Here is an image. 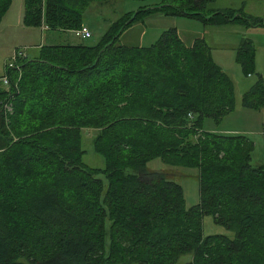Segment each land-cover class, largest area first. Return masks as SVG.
<instances>
[{
	"label": "trees",
	"instance_id": "1",
	"mask_svg": "<svg viewBox=\"0 0 264 264\" xmlns=\"http://www.w3.org/2000/svg\"><path fill=\"white\" fill-rule=\"evenodd\" d=\"M13 0H0V23ZM97 43L40 44L17 58L0 85V264H264V164L244 133L205 128L237 106L236 87L203 37L184 43L168 28L147 46L118 43L135 20L159 11L204 24L239 20L216 0H136ZM115 0H22V24L72 31L89 5ZM94 3V4H92ZM87 27V26H86ZM236 59L256 82L245 108L264 107L256 48L243 39ZM9 110L2 112V104ZM82 129L96 131L103 168L82 160ZM199 172L200 201L185 206L182 186L146 163ZM102 176V177H100ZM234 232L205 235L203 218Z\"/></svg>",
	"mask_w": 264,
	"mask_h": 264
},
{
	"label": "rangeland",
	"instance_id": "2",
	"mask_svg": "<svg viewBox=\"0 0 264 264\" xmlns=\"http://www.w3.org/2000/svg\"><path fill=\"white\" fill-rule=\"evenodd\" d=\"M159 0H149L157 2ZM143 1L136 0H115V2L107 7H98L97 4L89 5L84 12V23L89 26L91 36L87 38H76L60 30H42L40 27H26L23 24L14 25L13 31L8 36L0 35V76L5 73L6 64L12 61L15 50H25L26 54L35 53L39 44H57L68 41L75 43H83L93 45L97 43L103 34L106 26L119 17L123 12L135 11L139 6L145 4ZM7 11L9 19L17 23L18 15L23 14L22 0H13ZM211 7V6H210ZM205 25H208L207 27ZM222 24L218 25L221 26ZM217 26V25H215ZM176 28L179 35L190 44L195 37H201L206 33L207 39L210 37L211 29L209 24H204L195 19H188L181 16H165L159 11L149 13L135 20L127 29H125L118 38V43L132 46H147L151 44L161 34L162 31L168 28ZM207 29V32H204ZM229 35V34H228ZM76 38V39H75ZM28 46V47H26ZM25 47V48H24ZM216 62L230 75L235 83L237 98L239 103L237 109L230 115L226 116L221 123H217L211 119L205 122V128L222 129L223 127L236 128L241 131L246 130L248 135L255 143L253 152V162L264 164V131H262L263 123L249 121V109L242 105L239 93L244 94L246 89L256 82V74L245 75L240 64L237 62L235 51L231 46L220 45L214 50ZM264 69V61L261 62ZM264 119V113L262 120ZM264 121V120H263ZM261 129V130H260ZM213 131V130H212ZM96 131L90 129H82V149L84 150L82 160L85 164L91 167L103 168L104 159L93 151L92 140ZM219 132V131H216ZM240 133V132H237ZM146 168L151 171H163L166 176L173 177V180L178 182L183 189L185 206L188 208L200 201V183L199 172L194 168H185L171 166L163 163L161 159L154 158L146 163ZM102 177V176H100ZM203 226L205 235L210 234H226L234 237V232L226 227L217 224L211 215H206L203 218ZM192 253L181 255L175 264H186L191 261ZM140 264V263H132Z\"/></svg>",
	"mask_w": 264,
	"mask_h": 264
},
{
	"label": "crops",
	"instance_id": "3",
	"mask_svg": "<svg viewBox=\"0 0 264 264\" xmlns=\"http://www.w3.org/2000/svg\"><path fill=\"white\" fill-rule=\"evenodd\" d=\"M211 8L213 10H217V11L233 10L237 14H239L241 11H244L245 13L250 14L254 17L264 18V0H216L215 2H213L211 4ZM188 19H191V18H188ZM199 22H201V21H199ZM15 24H17V25L22 24V15L19 14L18 19H17V23H14L13 20L8 18L7 12H6V14L3 16L1 23H0V35L8 36L9 33H11L13 31ZM84 25H86V23H84ZM86 26L90 30L89 26L88 25H86ZM205 26L207 27L208 25H205ZM210 29H211V33H210L209 39H207L206 33H204L203 36L201 35V37L205 38L206 41L209 43V45L212 47L213 57L215 60H216V57L214 55L215 54L214 50L217 46H220V45L221 46L222 45L231 46L233 48V50L235 51V55H236L237 47L239 46L241 41L243 39H250L256 48V69H257V72L261 73L264 77V69L261 66V62L264 61V25L253 26V25L247 24L246 22H242L239 20H235V21L232 20V21L222 23L221 26L210 25ZM205 31L207 32V29L206 30L204 29V32ZM63 32L67 33V35L68 34L71 35L70 31H63ZM90 32H91V30H90ZM177 33H178V31H177ZM178 35H179V33H178ZM195 38H197V37H195ZM181 39H182V37H181ZM68 40L69 39L67 37V42H71ZM71 43H75V42H71ZM184 43L186 44L185 41H184ZM190 44H187V45H190ZM26 47H28V46H26ZM250 87H249V89H250ZM249 89H246V91H248ZM242 95H243V93L241 91L239 93V96L241 97ZM236 99H237V104H238L240 100H238V98H237V92H236ZM241 100H242V97H241ZM236 109H237V106H236ZM236 109H235V111H236ZM246 109H249V112H246L249 115V121H256L257 124L264 122L263 121L264 119L262 120V115L264 113V107L260 110H255V109H250V108H246ZM211 130L219 131V132H225V133H237V132L248 133L246 130L241 131L240 129L228 128V127H223L222 129H220V128L211 129ZM263 131H264V123H263L262 131H260V133H262Z\"/></svg>",
	"mask_w": 264,
	"mask_h": 264
},
{
	"label": "built area",
	"instance_id": "4",
	"mask_svg": "<svg viewBox=\"0 0 264 264\" xmlns=\"http://www.w3.org/2000/svg\"><path fill=\"white\" fill-rule=\"evenodd\" d=\"M41 29L42 30H47V26L42 25ZM71 33L76 38H87V37L91 36L90 30L86 26H83L80 29H74V30L71 31ZM25 56H26L25 50H23V49H21V51L15 50V52L13 54L12 61H9L6 64V68L7 67H13V65L15 64L17 58H21V57H25ZM0 85L4 86V87H8L9 79H8V76H7L6 73H4L3 75L0 76ZM7 110H9L8 104L7 103H3L2 104V112L5 113Z\"/></svg>",
	"mask_w": 264,
	"mask_h": 264
},
{
	"label": "water",
	"instance_id": "5",
	"mask_svg": "<svg viewBox=\"0 0 264 264\" xmlns=\"http://www.w3.org/2000/svg\"><path fill=\"white\" fill-rule=\"evenodd\" d=\"M0 113H1V110H0Z\"/></svg>",
	"mask_w": 264,
	"mask_h": 264
}]
</instances>
